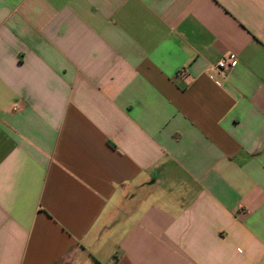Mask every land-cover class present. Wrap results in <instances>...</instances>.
<instances>
[{
  "label": "crops",
  "instance_id": "obj_1",
  "mask_svg": "<svg viewBox=\"0 0 264 264\" xmlns=\"http://www.w3.org/2000/svg\"><path fill=\"white\" fill-rule=\"evenodd\" d=\"M0 264H264V0H0Z\"/></svg>",
  "mask_w": 264,
  "mask_h": 264
},
{
  "label": "built area",
  "instance_id": "obj_2",
  "mask_svg": "<svg viewBox=\"0 0 264 264\" xmlns=\"http://www.w3.org/2000/svg\"><path fill=\"white\" fill-rule=\"evenodd\" d=\"M237 64H238L237 56L234 53H226L221 58L218 59V61L214 65V71L218 76H223V74L226 71L235 68L237 66ZM177 76L180 78L186 77L187 76L186 69H180L177 72ZM211 78L214 79V81L217 85L220 84V81L216 80L212 76H211Z\"/></svg>",
  "mask_w": 264,
  "mask_h": 264
}]
</instances>
